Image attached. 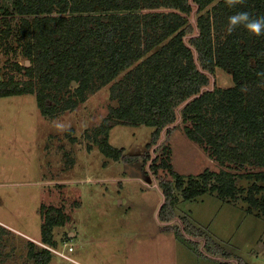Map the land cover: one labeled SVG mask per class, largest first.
Wrapping results in <instances>:
<instances>
[{"label":"trees","instance_id":"trees-1","mask_svg":"<svg viewBox=\"0 0 264 264\" xmlns=\"http://www.w3.org/2000/svg\"><path fill=\"white\" fill-rule=\"evenodd\" d=\"M12 5L16 15L0 6V39L20 42L29 65L14 64L26 80L0 79V98L35 94L41 115L50 118L74 110L114 82L118 107L90 137L106 159L124 164L149 159L109 143L111 119L114 125L153 128L149 146L158 144L164 129L168 138L180 128L171 126L179 116L187 139L217 164V171L182 175L172 169L170 148L159 146L161 157L150 167L153 174L163 170L170 177L158 183L163 230L182 236L167 224L175 219L179 199L206 193L224 201L235 198L236 170H251L238 174L255 181L245 200L255 208L264 205V196L259 202L255 196L264 191V36L242 26L226 33L228 18L237 12L264 16V0H244L233 8L225 0H13ZM16 17L20 22L14 28ZM216 70L228 73L233 85L207 89ZM46 210L42 243L52 246V229L65 224L67 216ZM181 224L192 238H205L208 253L222 254L187 218ZM28 245L36 264H48L49 250Z\"/></svg>","mask_w":264,"mask_h":264},{"label":"rangeland","instance_id":"rangeland-1","mask_svg":"<svg viewBox=\"0 0 264 264\" xmlns=\"http://www.w3.org/2000/svg\"><path fill=\"white\" fill-rule=\"evenodd\" d=\"M12 2L5 0L0 6L16 15ZM195 18L196 14L190 17L193 25ZM19 22L16 17L12 27ZM22 46L0 39V79H27L14 66L29 65ZM113 84L89 95L74 110L47 119L41 116L35 94L0 98V264H36L29 256V243L35 250H49L48 264H261L251 252L264 244V205H249L245 198L255 181L238 175L251 170L234 171L235 198L224 201L206 193L196 200L179 199L175 219L167 224L183 237L162 229L165 224L157 213L163 193L158 183L170 177L163 170L155 175L150 167L161 157L159 146L170 148L172 169L179 174L198 175L206 169L217 171L218 166L187 139L179 116L171 126L180 128L168 138L164 129L158 144L149 146L153 128L114 125L111 119L109 143L127 155L145 154L149 159L129 164L106 159L90 137L118 107ZM232 84L228 73L216 70L206 88ZM255 196L259 202L264 191ZM47 208L67 216L65 224L53 227L52 246L42 243ZM183 217L225 255L208 253L205 238L186 234Z\"/></svg>","mask_w":264,"mask_h":264},{"label":"clouds","instance_id":"clouds-1","mask_svg":"<svg viewBox=\"0 0 264 264\" xmlns=\"http://www.w3.org/2000/svg\"><path fill=\"white\" fill-rule=\"evenodd\" d=\"M244 0H225L230 8L242 4ZM245 28L251 35L256 37L264 36V16L253 18L247 12H237L228 18L226 33L231 34L238 27Z\"/></svg>","mask_w":264,"mask_h":264},{"label":"crops","instance_id":"crops-1","mask_svg":"<svg viewBox=\"0 0 264 264\" xmlns=\"http://www.w3.org/2000/svg\"><path fill=\"white\" fill-rule=\"evenodd\" d=\"M0 1H2V0H0ZM232 83H233V81H232ZM43 118L47 119V117H44V116H43ZM254 253H255V251L251 252L252 256L257 258V261H260L261 264H264V244L261 247L258 248V251L255 254Z\"/></svg>","mask_w":264,"mask_h":264},{"label":"water","instance_id":"water-1","mask_svg":"<svg viewBox=\"0 0 264 264\" xmlns=\"http://www.w3.org/2000/svg\"><path fill=\"white\" fill-rule=\"evenodd\" d=\"M72 84H75V82H74V81H72Z\"/></svg>","mask_w":264,"mask_h":264}]
</instances>
